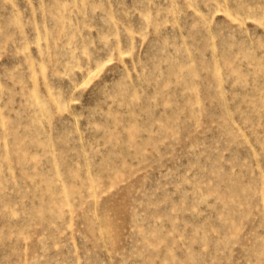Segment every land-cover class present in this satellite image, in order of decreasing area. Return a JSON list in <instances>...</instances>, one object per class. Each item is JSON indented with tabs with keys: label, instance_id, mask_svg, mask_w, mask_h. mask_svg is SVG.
<instances>
[{
	"label": "rangeland",
	"instance_id": "1",
	"mask_svg": "<svg viewBox=\"0 0 264 264\" xmlns=\"http://www.w3.org/2000/svg\"><path fill=\"white\" fill-rule=\"evenodd\" d=\"M0 264H264V0H0Z\"/></svg>",
	"mask_w": 264,
	"mask_h": 264
}]
</instances>
